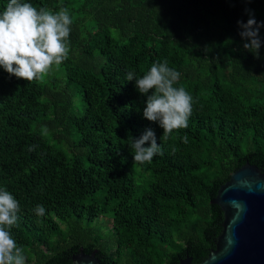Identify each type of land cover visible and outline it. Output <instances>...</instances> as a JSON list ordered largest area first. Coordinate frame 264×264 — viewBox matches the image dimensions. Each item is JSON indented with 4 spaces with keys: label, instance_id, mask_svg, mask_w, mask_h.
<instances>
[{
    "label": "trees",
    "instance_id": "1",
    "mask_svg": "<svg viewBox=\"0 0 264 264\" xmlns=\"http://www.w3.org/2000/svg\"><path fill=\"white\" fill-rule=\"evenodd\" d=\"M25 2L65 7L73 21L68 58L57 66L63 79L26 81L0 67V188L20 203L12 235L26 264L75 247L112 264H170L188 242L210 249L213 186L246 156L260 155L264 166V43L258 57L245 49L237 24L247 22L245 9L264 22V0ZM259 35L264 41V27ZM164 60L192 97L187 128L167 138L143 117L146 96L126 79ZM147 127L162 154L134 164L131 137ZM103 219L104 236L94 225Z\"/></svg>",
    "mask_w": 264,
    "mask_h": 264
},
{
    "label": "clouds",
    "instance_id": "2",
    "mask_svg": "<svg viewBox=\"0 0 264 264\" xmlns=\"http://www.w3.org/2000/svg\"><path fill=\"white\" fill-rule=\"evenodd\" d=\"M245 12L249 17L247 22L237 21L239 35L246 41L243 47L258 57L264 43L259 30L264 22H257L252 10L245 9ZM72 23L65 7L52 11L46 7L37 9L25 0H9L0 12V67L18 79L42 78L54 65L59 66L68 58ZM179 78L180 73L170 68L167 60L152 63L142 76L134 71L126 74L127 81L135 80L139 93L146 96L143 117L158 124L163 130L162 138H167L174 130L187 128L192 113L191 95L183 87L175 86ZM183 140L187 142L186 135ZM130 146L134 150V164L150 163L157 154H162L151 127L139 138L131 137ZM19 212V201L6 188H0V264H26L24 249L12 235ZM35 212L43 216L45 208L37 205Z\"/></svg>",
    "mask_w": 264,
    "mask_h": 264
},
{
    "label": "water",
    "instance_id": "3",
    "mask_svg": "<svg viewBox=\"0 0 264 264\" xmlns=\"http://www.w3.org/2000/svg\"><path fill=\"white\" fill-rule=\"evenodd\" d=\"M260 155L242 158L209 193L214 221L205 249L187 243L170 264H264V166ZM48 264H112L94 250L67 249Z\"/></svg>",
    "mask_w": 264,
    "mask_h": 264
},
{
    "label": "rangeland",
    "instance_id": "4",
    "mask_svg": "<svg viewBox=\"0 0 264 264\" xmlns=\"http://www.w3.org/2000/svg\"><path fill=\"white\" fill-rule=\"evenodd\" d=\"M113 32L115 33V31H113ZM47 74H49V75L51 74V77L57 76L59 79H63V76L60 75L59 71L57 70V66H55V65L52 67L50 72H48ZM70 91L74 96V98H73L74 99V108H73L74 112L78 113L79 112L78 109H82V101H81L80 94L73 87H70ZM103 220L105 223L101 224L103 222ZM103 220L95 222L94 225H98V227H101L102 235L104 236L105 233H108V230L105 227L110 226V221L106 220V219H103Z\"/></svg>",
    "mask_w": 264,
    "mask_h": 264
}]
</instances>
